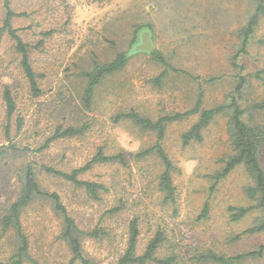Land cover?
I'll use <instances>...</instances> for the list:
<instances>
[{"label": "rangeland", "instance_id": "rangeland-1", "mask_svg": "<svg viewBox=\"0 0 264 264\" xmlns=\"http://www.w3.org/2000/svg\"><path fill=\"white\" fill-rule=\"evenodd\" d=\"M7 3L14 14L12 28L31 47L30 60L40 93H31L14 43L2 35L0 264L10 263L16 247L13 231L3 228L1 218L17 198L19 177L29 164L34 166L40 187L59 196L81 231L101 232L99 239L81 238L83 255L94 264H117L124 254L132 221L139 233L136 254L142 255L147 244L160 234L162 242L155 257H174L172 264H213L202 262L198 256L212 252L235 257L264 245V234L240 236L258 223L257 211L237 222L230 218V208L254 204L245 195L251 181L244 168L238 167L220 180L214 177L231 154L226 116L212 121L204 130L201 143L188 146L181 144V135L196 122L197 115L167 125L161 146L174 168L172 202H164V194L158 190L163 172L160 159L155 154L137 158V154L156 144L155 134L141 131L129 121L115 122L117 115L130 111L152 121L190 111L200 93L203 107L213 108L225 102L239 76L264 72V18L246 54L237 59L242 69L231 64L239 51L238 31L254 10L250 1ZM4 13V0H0V27ZM143 32L150 34L153 53L158 52L170 67L168 76L157 85L155 79L165 70L164 65L152 58L153 53L134 52L124 69L101 82L86 108L82 103L85 80L81 72L110 62L121 52L134 50ZM209 79L216 81L208 83ZM262 82L252 79L246 102L264 100ZM5 86L11 90L16 107L8 134ZM16 120L22 122L20 128ZM68 126L84 127V131L72 138H54L58 128ZM98 149L106 155L121 153L126 165L95 164L78 176L82 181L105 187L97 199H92L84 188L42 170L48 167L71 173L83 168ZM261 164L264 169V159ZM20 223L29 254L37 264H70L72 255L61 238L62 219L48 200L31 203L22 212ZM236 264H264V255Z\"/></svg>", "mask_w": 264, "mask_h": 264}, {"label": "trees", "instance_id": "trees-1", "mask_svg": "<svg viewBox=\"0 0 264 264\" xmlns=\"http://www.w3.org/2000/svg\"><path fill=\"white\" fill-rule=\"evenodd\" d=\"M248 1L252 3L254 10L247 23L238 31V38L240 41L239 51L234 55L231 61L232 66L238 69L242 68L238 66L237 59L240 55L246 54V48L261 18H264V0ZM4 11V18L2 26L0 27V37L6 35L13 41L15 52L19 56L20 69L28 83L31 93L38 96L40 90L37 84V75L33 70V65L30 60L31 47L29 44L23 42L16 30L12 28L11 22L14 18V14L9 9L7 0H4ZM134 52H136L135 48L129 52H121L117 54L112 61L104 64H96L90 71L81 72L80 75L85 80L82 103L86 108L90 107L95 91L101 82L106 77L124 69ZM152 58L165 67V70L155 79V83L160 85L161 81L168 76V70L171 69L158 52L153 53ZM263 75L264 72H258L252 75L239 76L234 90L227 95L225 102L213 108L206 109L203 107V97L200 93L194 108L184 113L163 116L155 121L133 111L121 113L115 117V122L129 121L141 131L155 134L156 144L137 154V158H145L151 154H155L160 159L163 172L158 179V190L164 194V202H172L175 198V188L172 184L171 177L174 168L161 146L165 137L167 125L182 121L191 115H197L196 122L189 130L181 135V144L183 146H188L193 143H201L203 139L202 134L212 121L219 116H226V132L229 137L231 154L226 159L221 171L214 176L215 180L223 179L236 168L243 167L251 181V186L245 190V195L254 204L249 207L230 208V218L233 222H237L253 211L259 213L258 223L243 231L240 236L264 234V169L261 164L262 159H264V100L250 103L245 101V96L248 94L252 79L260 82L263 81L262 83H264ZM214 81H216V79H209L208 83ZM3 98L6 103L8 119L7 125L5 126V133L8 134L11 128L9 120L16 113L15 101L8 86L4 87ZM16 125L20 128L22 122L16 120ZM83 131L84 127L74 128L68 126L63 129L58 128L54 138H72L82 134ZM54 138L50 139L49 142ZM108 163H118L122 166L126 165L125 158L121 153L106 155L102 149H98L97 153L83 168L73 170L71 173H63L48 167H42V170L46 174L60 177L76 187L84 188L92 199H97L98 192H105V187L101 184L82 181L78 176L90 169L92 165ZM38 199L48 200L53 212L62 219L63 228L61 238L72 255L70 264H94L84 257L81 238L83 236H88L93 239H99L101 232L93 231L91 233H85L81 231L75 224L74 219L67 213L59 196L56 193H48L40 187L34 166L31 164L27 165L21 173L19 177V194L17 198L6 207L5 215L1 218L3 228L13 231L16 239L15 252L10 258L9 264H37L29 254V244L22 231L20 218L22 212ZM138 235L137 224L135 221H132L129 224L128 240L124 254L120 257L117 264H172L176 261L174 257H165L161 260L156 259V251L162 242L160 234H157L155 238L147 244L142 255H137ZM263 255L264 245H261L253 252L235 257H225L208 252L200 254L198 258L204 263L236 264L247 258L260 259Z\"/></svg>", "mask_w": 264, "mask_h": 264}, {"label": "water", "instance_id": "water-1", "mask_svg": "<svg viewBox=\"0 0 264 264\" xmlns=\"http://www.w3.org/2000/svg\"><path fill=\"white\" fill-rule=\"evenodd\" d=\"M136 52L153 53L154 46L152 45L150 34L148 32H143L140 38V44L135 47Z\"/></svg>", "mask_w": 264, "mask_h": 264}]
</instances>
